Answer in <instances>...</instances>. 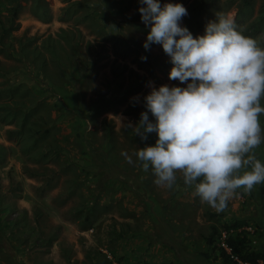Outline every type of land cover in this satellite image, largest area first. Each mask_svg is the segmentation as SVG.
I'll list each match as a JSON object with an SVG mask.
<instances>
[{
    "label": "rangeland",
    "instance_id": "1",
    "mask_svg": "<svg viewBox=\"0 0 264 264\" xmlns=\"http://www.w3.org/2000/svg\"><path fill=\"white\" fill-rule=\"evenodd\" d=\"M168 2L187 8L181 25L194 37L230 15L264 48V0H160ZM40 4L50 21L39 17ZM140 7V0H0V194L14 208L0 214V225L15 221L0 235V264H222L208 236L235 218L264 248V182L250 194L238 189L217 212L182 173L169 189L155 184L151 167L143 171L135 153L157 134L142 140L130 123L146 111L153 86L186 84L169 79L162 45L145 49L150 26ZM259 119L264 137V114ZM103 148L116 173L100 189ZM253 152L264 163V141ZM92 207L95 220L85 224Z\"/></svg>",
    "mask_w": 264,
    "mask_h": 264
},
{
    "label": "clouds",
    "instance_id": "2",
    "mask_svg": "<svg viewBox=\"0 0 264 264\" xmlns=\"http://www.w3.org/2000/svg\"><path fill=\"white\" fill-rule=\"evenodd\" d=\"M140 3L141 19L150 26L145 49L162 45L173 65L169 79L186 87H152L146 111L130 125L142 140L151 133L157 139L135 155L143 171L152 168L156 185L171 189L182 173L202 203L224 211L238 189L250 194L264 182V163L253 152L264 141V48L238 30L230 15L217 16L194 37L181 25L188 15L182 3ZM122 155L133 163L127 152Z\"/></svg>",
    "mask_w": 264,
    "mask_h": 264
},
{
    "label": "trees",
    "instance_id": "3",
    "mask_svg": "<svg viewBox=\"0 0 264 264\" xmlns=\"http://www.w3.org/2000/svg\"><path fill=\"white\" fill-rule=\"evenodd\" d=\"M17 3V5L12 7L13 15L17 14L19 1ZM205 6V3L199 4L200 12H203ZM38 7L41 9L38 14L39 17L41 19H44L45 21H50V19L52 18L50 9L42 4L38 5ZM26 117L27 114H24V119L22 122L23 124H25L24 122L26 120ZM19 133L22 134V132ZM77 135L80 136V132H77ZM32 148L33 147H27L25 151L28 152ZM103 149L99 150V154L102 156V160L100 158L96 159V163L98 162L100 168L99 171L96 172L97 175H100V178L98 179L99 183L101 184L100 189H103L106 186L108 180L116 173L112 168L114 164L110 163L107 159L108 150ZM3 150V148L0 149V155L2 157H4ZM50 151L51 149L46 151L42 156H47ZM116 168L118 171H123V169H119L118 166H116ZM48 182H50V180H48ZM4 200V197L0 194V214L7 210H14V208L10 206L9 203L4 204ZM94 208L95 207H92L91 209H89V212L85 214V224L90 222L92 223L95 220L93 216ZM14 223L15 221L8 220L5 221L4 224L0 225L1 237H3L4 233L7 232V229L9 231L13 230ZM246 226L247 222L240 218L228 220L227 222H224L222 226H212L207 242L215 251H218V258L221 259L222 264H260L261 261L264 262V248L253 243L252 238L249 236V231L246 229ZM51 239L52 238H50V240Z\"/></svg>",
    "mask_w": 264,
    "mask_h": 264
}]
</instances>
